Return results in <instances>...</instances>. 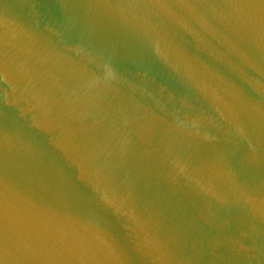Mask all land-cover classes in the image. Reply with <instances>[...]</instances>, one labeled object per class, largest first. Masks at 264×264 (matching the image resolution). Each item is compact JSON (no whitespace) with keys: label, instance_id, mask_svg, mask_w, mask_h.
<instances>
[{"label":"water","instance_id":"water-1","mask_svg":"<svg viewBox=\"0 0 264 264\" xmlns=\"http://www.w3.org/2000/svg\"><path fill=\"white\" fill-rule=\"evenodd\" d=\"M0 264H264V0H0Z\"/></svg>","mask_w":264,"mask_h":264}]
</instances>
